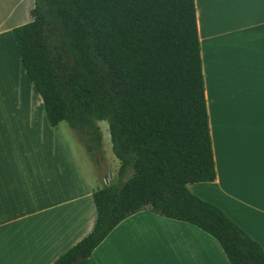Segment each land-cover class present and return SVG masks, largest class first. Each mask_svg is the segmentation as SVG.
<instances>
[{
    "label": "trees",
    "instance_id": "trees-1",
    "mask_svg": "<svg viewBox=\"0 0 264 264\" xmlns=\"http://www.w3.org/2000/svg\"><path fill=\"white\" fill-rule=\"evenodd\" d=\"M12 29L47 123L93 160L106 122L119 161L92 193V230L53 264H89L125 218L149 211L195 226L229 264H264L259 243L188 184L215 180L194 0H34Z\"/></svg>",
    "mask_w": 264,
    "mask_h": 264
},
{
    "label": "crops",
    "instance_id": "crops-1",
    "mask_svg": "<svg viewBox=\"0 0 264 264\" xmlns=\"http://www.w3.org/2000/svg\"><path fill=\"white\" fill-rule=\"evenodd\" d=\"M33 4L0 0V264H53L92 230V193L119 167L115 158L113 170L91 177L61 123L50 127L43 117L12 37L31 20ZM194 5L215 180L187 189L219 207L264 252V0ZM100 123L104 153L111 142ZM89 264L229 262L195 226L139 211L111 230Z\"/></svg>",
    "mask_w": 264,
    "mask_h": 264
},
{
    "label": "rangeland",
    "instance_id": "rangeland-1",
    "mask_svg": "<svg viewBox=\"0 0 264 264\" xmlns=\"http://www.w3.org/2000/svg\"><path fill=\"white\" fill-rule=\"evenodd\" d=\"M16 74H14L15 76ZM16 89V90H20L19 86L17 83H14L12 85V89ZM42 114L44 117V112L42 110ZM45 122V119H44ZM46 123V122H45ZM101 127L103 128V132H105V130L108 129L107 123L106 122H101L100 123ZM61 129H64L67 132L66 138H68V143L72 144L73 146L76 147V150L79 152L82 162L84 163V165L86 166V168L88 167L87 171L90 174L91 177H93V175H98L101 176V174L103 173V167L107 166V168L109 167V169L113 170L114 169V155L112 153L111 150V146L106 147L105 152H101L98 153L95 158L93 160H91L88 155L85 153V150L83 148V146L81 145V143L78 141L76 134L74 133L73 130H71L68 125L64 122L61 123ZM52 129V128H49ZM115 177V176H114ZM110 181V180H109ZM103 185L102 181L99 180V186L101 187Z\"/></svg>",
    "mask_w": 264,
    "mask_h": 264
}]
</instances>
